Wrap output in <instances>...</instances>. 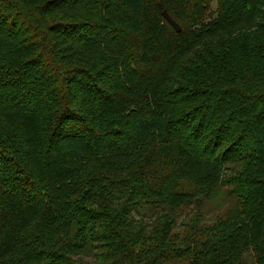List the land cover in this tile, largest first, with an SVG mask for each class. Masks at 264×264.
<instances>
[{
    "label": "trees",
    "instance_id": "obj_1",
    "mask_svg": "<svg viewBox=\"0 0 264 264\" xmlns=\"http://www.w3.org/2000/svg\"><path fill=\"white\" fill-rule=\"evenodd\" d=\"M0 264H264V0H0Z\"/></svg>",
    "mask_w": 264,
    "mask_h": 264
},
{
    "label": "water",
    "instance_id": "obj_2",
    "mask_svg": "<svg viewBox=\"0 0 264 264\" xmlns=\"http://www.w3.org/2000/svg\"><path fill=\"white\" fill-rule=\"evenodd\" d=\"M161 16L164 19V21L176 32L178 33L180 31L178 25L172 21V19L166 14L165 11L161 12Z\"/></svg>",
    "mask_w": 264,
    "mask_h": 264
},
{
    "label": "rangeland",
    "instance_id": "obj_3",
    "mask_svg": "<svg viewBox=\"0 0 264 264\" xmlns=\"http://www.w3.org/2000/svg\"><path fill=\"white\" fill-rule=\"evenodd\" d=\"M211 8L213 9L214 8V3H211ZM205 212H206V215H210L211 213L214 212V209H212L211 207L210 208H206L205 209Z\"/></svg>",
    "mask_w": 264,
    "mask_h": 264
}]
</instances>
